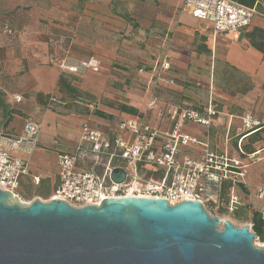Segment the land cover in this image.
Instances as JSON below:
<instances>
[{
    "label": "crops",
    "instance_id": "0c3cea01",
    "mask_svg": "<svg viewBox=\"0 0 264 264\" xmlns=\"http://www.w3.org/2000/svg\"><path fill=\"white\" fill-rule=\"evenodd\" d=\"M113 2L0 0V128L17 135L27 120L36 121L41 127L39 144L29 156V174L22 177L20 186L29 178L31 184L45 188L40 191L42 194L50 195L58 186L57 155L81 141L83 124L111 138L117 118L141 116L146 124L164 133L171 123L168 118H160L162 111L180 106L202 110L212 98L218 116L208 131L192 123L185 124V129L201 140L208 132L210 148L220 150L216 144L224 135L231 144L237 139L242 113L251 110L264 123V52L245 35L253 28L264 30L261 17L255 16L250 26L236 36L214 33L210 23L184 11L175 9L174 13L172 7L177 4L182 8V0H139L145 15L103 17L102 11ZM94 22L105 24L103 37L92 30ZM5 27L11 28L12 33L4 32ZM54 30L59 34H54ZM65 55L71 60L94 56L99 71L89 70L83 75L67 72L59 67ZM162 59L170 67L163 80L158 81L154 75ZM134 68L138 84L130 77ZM113 69L129 76L116 78L110 74ZM60 75L93 97L89 102L75 101L78 106H73L72 96L59 90ZM107 75L118 83L111 82L107 93H101L92 80L99 76L106 83ZM79 77L85 78L81 85L75 80ZM15 95L21 100L15 101ZM121 103L137 109V113L118 110ZM57 105L62 109H54ZM81 107H87L89 112L79 111ZM94 109L112 118L100 117ZM180 155L195 158L201 156V151L197 147H181ZM95 159V155L84 152L77 166L87 169ZM258 159L264 161V150ZM258 184L248 182V189H241L251 213L259 201L249 191Z\"/></svg>",
    "mask_w": 264,
    "mask_h": 264
},
{
    "label": "built area",
    "instance_id": "2783aa9c",
    "mask_svg": "<svg viewBox=\"0 0 264 264\" xmlns=\"http://www.w3.org/2000/svg\"><path fill=\"white\" fill-rule=\"evenodd\" d=\"M181 9L193 18L210 23L214 33H232L236 36L250 26L255 16L264 20V8L248 7L236 0H182ZM4 32L10 34L12 30L5 27ZM59 67L78 75L89 70L96 72L100 68L94 56L71 60L69 55L63 57ZM169 67L162 59L154 78L163 80L164 72ZM14 99L21 100L19 95H15ZM159 116L162 120L170 119V127L164 133L146 124L141 116L117 118L113 122L114 135L111 138L101 130L83 124L81 141L57 155L58 186L46 202L56 198L78 208L100 205L107 196L157 197L167 200L170 205L186 199L198 200L204 207L213 210L221 208L228 214L242 209L251 216L258 211L264 222V183L255 185L249 191L259 201L258 208L252 213V210L246 209L241 192V189L246 191L249 187L244 178L247 164L256 160L255 155L259 158L264 145L257 147L252 154L240 157L243 144L253 132L260 136L256 144L264 143V123L249 111L242 113L239 117L240 132L235 142L231 144L230 138L224 135L222 141L216 144L221 149L212 150L208 132L204 135L206 138L201 140L185 129V124L192 123L206 127L208 131L213 119L218 116L212 98H208L202 110L180 106L178 109H166ZM22 127L17 135L0 128V189L10 192L15 199L19 197L22 177L29 174V156L38 146L41 132L40 124L33 120H27ZM158 137L162 140L158 141ZM181 147H197L201 156L180 155ZM84 152L96 158L87 169L77 166ZM117 167L126 171V178L121 184L109 178V173ZM151 170L160 175L150 174ZM225 184L228 188L223 198L220 192ZM247 224L251 229L252 224Z\"/></svg>",
    "mask_w": 264,
    "mask_h": 264
},
{
    "label": "water",
    "instance_id": "95a60500",
    "mask_svg": "<svg viewBox=\"0 0 264 264\" xmlns=\"http://www.w3.org/2000/svg\"><path fill=\"white\" fill-rule=\"evenodd\" d=\"M109 178L121 184L126 171ZM254 239L249 225L210 216L198 200L107 196L76 208L24 204L0 189V264H264Z\"/></svg>",
    "mask_w": 264,
    "mask_h": 264
},
{
    "label": "rangeland",
    "instance_id": "374dc122",
    "mask_svg": "<svg viewBox=\"0 0 264 264\" xmlns=\"http://www.w3.org/2000/svg\"><path fill=\"white\" fill-rule=\"evenodd\" d=\"M124 1L126 2L125 6L123 5V0H114V2L112 3L111 6H108V7L104 8V11H102L101 15H103V17H116V16H123L124 14H127L128 16H131V15H142V14L145 15V12L143 13V11L141 10V6H139V0H124ZM157 4L158 3H156L155 5H157ZM175 9H178V11H182L181 6H179L177 4H175V6L172 7V11L174 12ZM158 10H160V9H158ZM163 12L166 13V9H164ZM133 21H134V19H133ZM91 25L93 26L92 30L94 31V33H97V36L103 37L105 35L106 27H105L104 23H96V22H94ZM200 27H204V25H200ZM53 33L54 34H59V33L56 32V30H54ZM52 38H54V36H52ZM136 67L138 68L139 66H136ZM111 71L112 72H110V74L113 75L116 78H120L121 79L124 76H129V75L125 74L124 72H122L121 70L117 71V70L113 69ZM114 73H116L118 75H116ZM102 77L104 79V75H102ZM130 77H131V79L135 80L137 82V84L139 83L138 75L136 74V69L135 68L133 69L132 74H130ZM106 78L109 79V81L108 82L106 81V83H105V81H102V79H100L99 76L97 77V79H93L92 80L93 82H95V85L97 87L101 88V93H104L105 91L107 93V90H108L107 88L111 84V82L118 83L116 80H112L108 75L105 76V79ZM75 80L79 83V85H81L83 83V81H85V78L84 77H79V78H76ZM137 84H136V88H140ZM196 87H198V86H196ZM107 97L105 98L106 99L105 101H107V99H108ZM111 106H113V104H111ZM54 109L60 110V109H62V107L57 105V106H54ZM250 112H252V111L250 110ZM146 168L148 170L151 169L149 167H146ZM150 174H153L154 176H159L160 175V173L152 171V170L150 171ZM263 177H264V161L263 160L256 159L253 162L247 164L246 173L244 175V178L248 182H251L252 184H254V183L261 184V183H264V182H261ZM20 187L21 188L19 190L20 191L19 197L15 199L18 202L20 201V202H22L24 204H27V203L31 202L33 200V198H38L39 200H42L44 202H46V200L48 199V196H49L48 194L49 193H47V194L43 193L42 194V192H40V191L44 190L45 188L44 187L42 188L40 186H35L34 184H31L29 178L25 179L22 182ZM204 208H205V210H207L209 215H211V214L212 215H218L222 220H226L227 219L232 224H234L236 227L241 228V226L248 225L247 224L248 223V219H247L248 213H246L245 211H243L244 217L235 218L236 216L241 214L240 211L228 214V213H225V211L222 210L221 208L218 209V210H213L212 208L210 209V207H208V206H205ZM221 227L222 226L220 225L219 228H221ZM253 245L255 247L257 246V247L264 248V242L261 241L257 237H255V239L253 240Z\"/></svg>",
    "mask_w": 264,
    "mask_h": 264
},
{
    "label": "trees",
    "instance_id": "16d2710c",
    "mask_svg": "<svg viewBox=\"0 0 264 264\" xmlns=\"http://www.w3.org/2000/svg\"><path fill=\"white\" fill-rule=\"evenodd\" d=\"M236 1L248 7L256 6L258 9H262V7H264V0H236ZM261 2L263 5L261 4ZM245 35L253 46L259 49L261 52H264V30L263 29L253 28L250 30V32H247ZM57 82H58L59 90L62 92L63 91L68 92L72 96L74 102L75 101L83 102V99L89 102V100L93 97L90 94L88 95L87 93L80 91L77 87L72 86L70 82H67L66 78L63 75L59 76V79ZM77 104L78 103L75 102L73 106H78ZM117 109L130 113V114L137 113V109L132 108L131 106H128L124 103L119 104ZM79 111L89 112L87 107H81ZM93 112L96 115L103 117V118H112L111 115L106 114V113L104 114L103 112L99 110L94 109ZM259 139H260V136L258 135V133L253 132V134H250L246 143H244L242 146L243 153L240 154V157H245L246 154H252L254 151H256L257 147H262L264 143H260L259 145L256 144V142H258ZM227 186L228 185L225 184L222 188V191L220 192L223 198H225L226 196L225 194L227 192V188H228ZM243 211L244 210L241 209L240 210L241 214H239L235 218L244 217ZM247 219H248V216H247ZM250 223L252 224L251 231L254 234V236L264 242V222L261 220L258 211H255L252 213L250 217Z\"/></svg>",
    "mask_w": 264,
    "mask_h": 264
},
{
    "label": "bare ground",
    "instance_id": "6f19581e",
    "mask_svg": "<svg viewBox=\"0 0 264 264\" xmlns=\"http://www.w3.org/2000/svg\"><path fill=\"white\" fill-rule=\"evenodd\" d=\"M135 186H133V188H134ZM129 194H130V192H129Z\"/></svg>",
    "mask_w": 264,
    "mask_h": 264
}]
</instances>
